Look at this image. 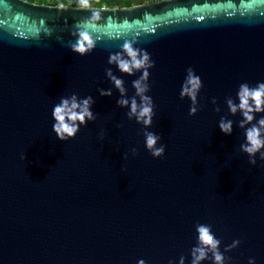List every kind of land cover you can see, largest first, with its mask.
Here are the masks:
<instances>
[{
  "label": "water",
  "instance_id": "1",
  "mask_svg": "<svg viewBox=\"0 0 264 264\" xmlns=\"http://www.w3.org/2000/svg\"><path fill=\"white\" fill-rule=\"evenodd\" d=\"M59 7L0 0V264H179L181 256L190 264L197 223L212 226L221 252L241 241L224 252L228 264H264V160L257 153L252 165L240 150L242 116L225 102H239L241 83L264 82V0ZM79 30L95 40L83 56L70 46ZM126 41L155 62L147 130L161 136L163 157L146 149L143 125L117 105L105 74L111 68L134 95L142 73L108 63ZM189 67L203 82L193 116L180 98ZM73 93L94 98L97 119L61 141L52 110ZM222 116L234 122L230 135Z\"/></svg>",
  "mask_w": 264,
  "mask_h": 264
},
{
  "label": "clouds",
  "instance_id": "2",
  "mask_svg": "<svg viewBox=\"0 0 264 264\" xmlns=\"http://www.w3.org/2000/svg\"><path fill=\"white\" fill-rule=\"evenodd\" d=\"M80 9H91L92 0H75ZM58 9H65L64 3H60ZM100 18L99 12H92L89 18L92 21ZM78 36L75 43L70 42L71 50L81 56L90 53L95 48V40L93 36L86 30H79L74 33ZM108 63L115 65L121 73L134 75L136 72L142 74L132 81V87L135 89L133 96H127V89L122 78H118L111 68L105 69V74L109 81L114 85L120 93V97L116 103L122 108H128L126 115L129 120L135 119L137 123L143 125V135L145 137L146 149L150 152L153 158L163 157L165 154V145L158 144L161 136L155 132L148 131L152 126L153 117L155 116V104L150 95L149 69L154 67L155 62L151 59L150 53L146 50L134 47V42L126 41L122 45L120 52L110 54ZM203 87L202 79L195 73L191 67L186 69V76L181 85L180 98H188L191 101L189 115H195L199 110L198 94ZM97 91L101 96H111V89L98 88ZM139 98V99H137ZM238 103L232 97H225L227 108L231 115L239 112L242 119L239 121V127L245 130V141L240 144V150L246 153L249 157V163L256 164V155L259 153V158L264 160V116H261L255 123L256 113H264V82H258L255 86H250L248 83H241L237 92ZM95 103L91 95L81 98L78 94L73 93L70 96L61 97L52 110L54 123L52 130L56 137L61 141H67L75 138L81 126L87 125L89 121L97 119L96 114L92 111V106ZM212 103H217L216 98H212ZM220 112L221 109L217 106L214 109ZM233 121L226 116H222L218 122L220 130L226 135H230L233 131ZM250 125V126H249ZM117 127H123L118 124ZM103 130L100 132V139H104ZM132 155H138V149H131ZM124 159L128 158L125 153ZM21 159H25L22 155ZM197 232V243L191 249L190 264H202V261L210 259L212 264H228L231 257L224 255V252L231 251L236 248L241 241L234 240L230 245L225 246L224 252L220 251L221 240L218 239L212 231V226L209 224L197 223L195 226ZM138 264H146L144 259H140ZM168 264H174L169 260ZM179 264H185L183 256L179 259ZM249 264H255L253 258L249 259Z\"/></svg>",
  "mask_w": 264,
  "mask_h": 264
},
{
  "label": "rangeland",
  "instance_id": "3",
  "mask_svg": "<svg viewBox=\"0 0 264 264\" xmlns=\"http://www.w3.org/2000/svg\"><path fill=\"white\" fill-rule=\"evenodd\" d=\"M32 2H42V3H49V4H58L60 5L61 2L64 4L71 3L72 0H28ZM75 1V0H74ZM152 0H100L97 2L96 5L98 6H125V5H134L140 4L144 2H150ZM76 5H78L75 2Z\"/></svg>",
  "mask_w": 264,
  "mask_h": 264
},
{
  "label": "trees",
  "instance_id": "4",
  "mask_svg": "<svg viewBox=\"0 0 264 264\" xmlns=\"http://www.w3.org/2000/svg\"><path fill=\"white\" fill-rule=\"evenodd\" d=\"M98 1H100V0H92V4H91V5H93V6H97L96 4H97ZM69 4L76 5L74 0H72L71 3H69ZM127 5H128V4H127ZM122 6H123V5H122ZM125 6H126V5H125Z\"/></svg>",
  "mask_w": 264,
  "mask_h": 264
},
{
  "label": "flooded vegetation",
  "instance_id": "5",
  "mask_svg": "<svg viewBox=\"0 0 264 264\" xmlns=\"http://www.w3.org/2000/svg\"><path fill=\"white\" fill-rule=\"evenodd\" d=\"M37 3H42V2H37ZM42 4H49V3H42ZM54 5H58V4H54ZM64 5H72V4L67 3V4H64ZM91 6H93V5H91Z\"/></svg>",
  "mask_w": 264,
  "mask_h": 264
}]
</instances>
